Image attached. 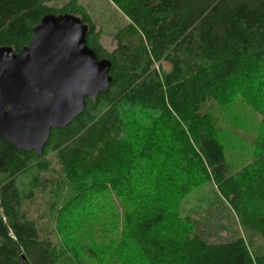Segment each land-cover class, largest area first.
Returning <instances> with one entry per match:
<instances>
[{
  "label": "trees",
  "instance_id": "obj_1",
  "mask_svg": "<svg viewBox=\"0 0 264 264\" xmlns=\"http://www.w3.org/2000/svg\"><path fill=\"white\" fill-rule=\"evenodd\" d=\"M64 1L0 0V48L19 52L43 17L73 15L88 26L87 46L111 63L112 82L96 101L86 99L69 126L52 130L40 156L0 140V264H63L65 252L30 217L29 205L48 196L64 236L73 230L69 215L82 216L103 192L124 202L120 240L127 238L147 264H264V253L253 254L241 238L211 243L194 224L160 231L179 198L211 182L241 226L264 242V127L251 144L252 163L231 174L220 121L236 100L254 106L242 91L264 76V0H109L130 23L109 54L84 11L50 7ZM159 158L166 163L144 191L147 183L130 174ZM192 171L197 177L173 192L165 187L174 173Z\"/></svg>",
  "mask_w": 264,
  "mask_h": 264
},
{
  "label": "rangeland",
  "instance_id": "obj_2",
  "mask_svg": "<svg viewBox=\"0 0 264 264\" xmlns=\"http://www.w3.org/2000/svg\"><path fill=\"white\" fill-rule=\"evenodd\" d=\"M70 1L52 4L50 7L57 11L62 9L67 11L76 6L84 11L95 26L97 43L101 51L103 54L111 53L116 48L118 35L130 25L129 21L109 0ZM161 67L162 71H169L167 64L161 63ZM155 68L160 70L159 63ZM244 88L246 89V92L242 91L244 98L249 99L254 106L242 100H236L221 115L222 118L219 117L225 135L224 144L231 174L239 173L245 166L252 163L254 151L251 144L258 138L264 127V76L250 79L247 84H244ZM158 136L160 138L161 135ZM47 160L52 164L55 162L54 156L47 157ZM153 160L152 163L141 161L138 169L136 168V173L130 174L132 180L135 179L134 182L142 184L145 181L147 184L144 186L142 184L141 188L148 192L151 188L153 189L154 182L156 183L154 176L156 173L153 170L166 163L161 158L157 161ZM190 174L189 177L174 173L172 187H165L172 191L177 184H183L197 177L196 172L192 171ZM107 194L103 192L99 193L95 199L92 197L86 210H83L82 216L80 213L74 215L75 212L72 216L69 215V218L66 216L68 218L66 226L73 227L69 237V234L64 233L66 231L61 232L64 236L58 231L56 221L60 213L56 206L54 210H50L48 196L38 195L29 205L30 217L44 226L45 230L51 234V240L65 252L63 264H147L127 238L123 240L122 237L123 241L120 240L123 217L127 208L124 202L112 193L108 194L109 198L106 199ZM186 224H194L196 229L204 231L211 243H224L241 238L253 254L264 253V242L260 235L241 226L237 215L211 182H204L179 198L175 213L172 217H166L165 226L160 231L161 234L176 233L178 225ZM110 228H114L111 229L112 235L109 233ZM87 247L91 249L92 254H86ZM91 255H95L96 258H90Z\"/></svg>",
  "mask_w": 264,
  "mask_h": 264
},
{
  "label": "water",
  "instance_id": "obj_3",
  "mask_svg": "<svg viewBox=\"0 0 264 264\" xmlns=\"http://www.w3.org/2000/svg\"><path fill=\"white\" fill-rule=\"evenodd\" d=\"M88 26L65 14L46 15L27 47L0 48V140L42 154L52 130L69 126L112 79L111 63L87 46Z\"/></svg>",
  "mask_w": 264,
  "mask_h": 264
}]
</instances>
